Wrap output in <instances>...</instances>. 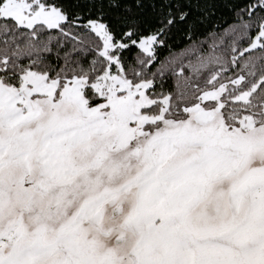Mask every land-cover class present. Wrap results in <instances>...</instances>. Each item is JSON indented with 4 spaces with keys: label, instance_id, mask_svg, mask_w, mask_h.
<instances>
[{
    "label": "snow or ice",
    "instance_id": "1",
    "mask_svg": "<svg viewBox=\"0 0 264 264\" xmlns=\"http://www.w3.org/2000/svg\"><path fill=\"white\" fill-rule=\"evenodd\" d=\"M0 264H264V0H0Z\"/></svg>",
    "mask_w": 264,
    "mask_h": 264
}]
</instances>
